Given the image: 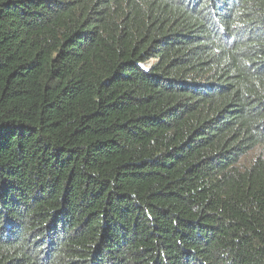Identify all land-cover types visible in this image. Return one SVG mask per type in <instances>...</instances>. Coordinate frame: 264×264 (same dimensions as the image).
<instances>
[{"label": "trees", "instance_id": "trees-1", "mask_svg": "<svg viewBox=\"0 0 264 264\" xmlns=\"http://www.w3.org/2000/svg\"><path fill=\"white\" fill-rule=\"evenodd\" d=\"M0 264H264V0H0Z\"/></svg>", "mask_w": 264, "mask_h": 264}]
</instances>
